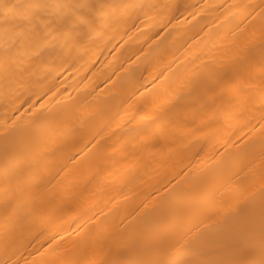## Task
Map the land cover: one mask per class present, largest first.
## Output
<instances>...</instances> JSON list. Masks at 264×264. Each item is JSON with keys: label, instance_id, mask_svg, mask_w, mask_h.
Returning a JSON list of instances; mask_svg holds the SVG:
<instances>
[{"label": "bare ground", "instance_id": "obj_1", "mask_svg": "<svg viewBox=\"0 0 264 264\" xmlns=\"http://www.w3.org/2000/svg\"><path fill=\"white\" fill-rule=\"evenodd\" d=\"M0 264H264V0H0Z\"/></svg>", "mask_w": 264, "mask_h": 264}]
</instances>
